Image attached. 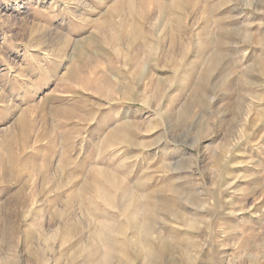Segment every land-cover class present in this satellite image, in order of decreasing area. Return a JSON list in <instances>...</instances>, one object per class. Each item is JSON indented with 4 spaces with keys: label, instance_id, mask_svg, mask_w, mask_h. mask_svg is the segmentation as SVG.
Wrapping results in <instances>:
<instances>
[{
    "label": "rangeland",
    "instance_id": "1",
    "mask_svg": "<svg viewBox=\"0 0 264 264\" xmlns=\"http://www.w3.org/2000/svg\"><path fill=\"white\" fill-rule=\"evenodd\" d=\"M121 1L0 0V264H264V0Z\"/></svg>",
    "mask_w": 264,
    "mask_h": 264
},
{
    "label": "bare ground",
    "instance_id": "2",
    "mask_svg": "<svg viewBox=\"0 0 264 264\" xmlns=\"http://www.w3.org/2000/svg\"><path fill=\"white\" fill-rule=\"evenodd\" d=\"M142 2L140 3V4H142L141 8H143V5H144ZM118 5H119L118 6L119 10L124 8V6H127L131 14H137L138 12H139L138 14H140V13L142 14V12L139 11V9L142 10L141 8H139V6H141V5H137L135 0H122L120 3H118ZM142 11H145V10H142ZM146 14H147V12H145V16H148V14L147 15ZM142 15L144 17V13ZM102 27L107 28L106 26H103V25H102ZM117 28L118 27L113 25V24L110 26V34L108 35L109 41H117V39H118L117 37H119V33H118L119 31ZM132 34H135V33H132ZM72 77L74 78V75H72ZM56 111L58 112V115H59V113H61V114H63L62 117L65 116V118H69V116L72 114L71 110L68 108H64L63 110L56 109ZM34 121H35L34 118L33 119L29 118L26 114H23V116L19 119V121L17 123L18 126L16 127V131L10 130V129L7 130L8 132L5 134V136L2 140V144H1L2 156H0V170L5 171L6 174L11 173L13 171V169L17 166V162L19 161V156L16 155V152H17L16 149H19V146L22 147L23 149H25V146L28 145L30 135H32V133L35 131V127H36ZM123 127H125V126H123ZM129 132H130V130H128L127 128H124L122 131H121V129L113 130L111 132L110 138L112 137L113 139L122 140V142L128 143L130 141V139H132L129 135ZM46 135H49L48 132H43L40 134V137L46 136ZM120 144H121V142H120ZM94 182H96V178H95ZM97 187H94V190L96 189L97 193L101 194L103 192V191L101 192L102 188H100V186L98 188ZM131 199H133V198H131ZM17 200H18V198H17ZM18 202H21V201L19 200ZM129 202H131V201H129ZM129 202H128V204H129ZM15 204H16V202H15ZM130 204H129V206H127L128 210L131 209ZM148 208H150V207H148ZM148 208L144 209V210H146V212H147ZM128 221H130V219ZM141 225H142V227H140V234L142 235V238L149 240L154 234V229H153L152 225H150L149 222H145V221H144V223L141 222Z\"/></svg>",
    "mask_w": 264,
    "mask_h": 264
}]
</instances>
